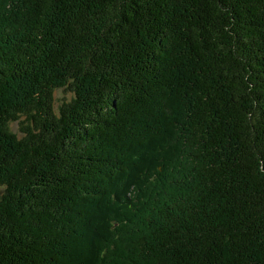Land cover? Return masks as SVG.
Listing matches in <instances>:
<instances>
[{"label": "trees", "instance_id": "1", "mask_svg": "<svg viewBox=\"0 0 264 264\" xmlns=\"http://www.w3.org/2000/svg\"><path fill=\"white\" fill-rule=\"evenodd\" d=\"M0 187V264H264V0H0Z\"/></svg>", "mask_w": 264, "mask_h": 264}, {"label": "rangeland", "instance_id": "2", "mask_svg": "<svg viewBox=\"0 0 264 264\" xmlns=\"http://www.w3.org/2000/svg\"><path fill=\"white\" fill-rule=\"evenodd\" d=\"M54 106L55 109L58 110L59 107L64 103V102H68L73 98V94L72 92H70L69 90H65V89H58L54 92ZM22 121L24 120V118L21 119ZM21 127L22 125L19 122H14L10 124V128L11 130L16 133L19 137L22 136L21 133ZM4 194V188L0 187V199L2 197V195Z\"/></svg>", "mask_w": 264, "mask_h": 264}]
</instances>
